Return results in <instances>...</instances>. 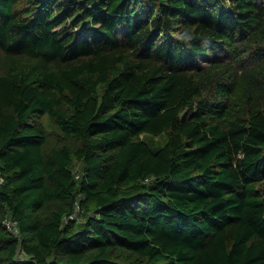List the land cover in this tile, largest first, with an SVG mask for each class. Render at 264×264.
<instances>
[{"label":"trees","instance_id":"16d2710c","mask_svg":"<svg viewBox=\"0 0 264 264\" xmlns=\"http://www.w3.org/2000/svg\"><path fill=\"white\" fill-rule=\"evenodd\" d=\"M0 264H264V0H0Z\"/></svg>","mask_w":264,"mask_h":264},{"label":"built area","instance_id":"2783aa9c","mask_svg":"<svg viewBox=\"0 0 264 264\" xmlns=\"http://www.w3.org/2000/svg\"><path fill=\"white\" fill-rule=\"evenodd\" d=\"M79 212H80V206L79 204H76L75 210L73 211L72 214H70V217L77 216ZM5 224L8 228L11 229L16 228V221L13 219H9V218L5 219Z\"/></svg>","mask_w":264,"mask_h":264}]
</instances>
